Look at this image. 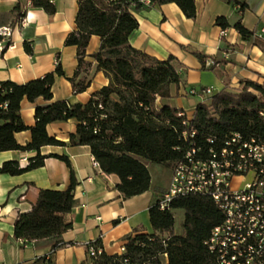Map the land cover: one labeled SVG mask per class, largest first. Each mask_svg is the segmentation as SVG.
I'll return each mask as SVG.
<instances>
[{
  "label": "trees",
  "instance_id": "trees-1",
  "mask_svg": "<svg viewBox=\"0 0 264 264\" xmlns=\"http://www.w3.org/2000/svg\"><path fill=\"white\" fill-rule=\"evenodd\" d=\"M229 1L238 6V14L247 6L246 0ZM30 2L31 6L48 14L55 12L52 0ZM169 2L175 3L187 18L195 17L194 0H150L148 4L139 0H78L76 27L64 40L65 45L76 47L77 59L76 69L67 79L74 93L88 87L87 71L91 62L84 59L85 50L90 36L97 35L100 45L92 58L96 70H101L108 78V84L93 92L85 103L58 100L37 105L34 124L28 127L20 116V102L37 98L50 100L55 75H64L60 64H56L54 71L25 83L0 81V152L35 151L25 167H20L17 161H5L0 165V173L18 175L41 167L46 156L40 153V148L64 144L47 134L46 125L68 118L77 122L68 143L89 146L100 169L118 177L116 189L124 198L148 189L147 163L172 167L182 159L188 148L181 137L185 128L196 129L194 139L203 148L211 145L207 138L214 140L212 146L219 147L232 133L264 142V84L246 80L240 89L224 88L211 94L208 102L196 104L186 124H182L187 117L185 113L178 115L182 109L164 102L170 98V86L180 80L176 58L151 56L132 47L129 37L138 26L140 10ZM12 10L15 18L22 17L19 3ZM215 24L226 28L227 18L218 16ZM232 26L243 38H253L254 33L242 25L240 18ZM253 42L261 46L264 35L253 38ZM24 48L31 53L27 43ZM191 53L205 65V54L195 50ZM157 99L161 100L160 105ZM26 129L30 130V140L20 145L14 134ZM59 158L69 169L68 186L64 190L40 189L31 210L17 215L13 234L24 242L52 239L54 248L60 243L61 234L71 226L63 216L74 206L72 192L77 181L69 159ZM176 209L183 210L182 234H175L173 230ZM148 215L152 232L127 235L125 251L121 254H108L102 249L90 255L87 245L101 247L98 241L90 242L86 245L88 259L81 264H160L159 257L164 254L167 264H217L205 241L211 230L221 223L223 214L211 197L204 194L175 197L163 210L156 199L148 208ZM17 264L54 263L49 255Z\"/></svg>",
  "mask_w": 264,
  "mask_h": 264
},
{
  "label": "crops",
  "instance_id": "crops-1",
  "mask_svg": "<svg viewBox=\"0 0 264 264\" xmlns=\"http://www.w3.org/2000/svg\"><path fill=\"white\" fill-rule=\"evenodd\" d=\"M52 2L55 12L48 14L31 6L30 0H0V26L13 28L8 40L10 46L0 54V81L25 83L54 71L57 63L64 72L63 76L55 75L50 100L37 98L20 102V116L28 127L34 124L37 105L58 100L85 103L93 92L108 84V78L101 70H96L92 58L99 48L100 38L91 35L84 57L91 62L87 71L90 83L84 91L74 93L67 77L73 75L77 66L76 47L65 45L64 40L76 27L78 0ZM16 3L23 13L19 19L12 10ZM246 3L241 14L237 13L238 6L229 0H194V18H187L172 2L155 4L137 13L138 26L129 37L132 47L158 59L172 55L177 60L180 80L170 86V98L165 103L192 117L196 104L208 102L215 92L224 88L240 89L246 80L264 84V44L253 42L264 30V0H246ZM218 16L227 18L226 28L215 24ZM238 18L254 33L253 38L245 39L233 28ZM20 19L25 20L23 26L17 24ZM25 43L31 53L25 50ZM191 50L205 54L212 66H203ZM203 87H209L211 93H201ZM190 88L197 92L188 94ZM156 103L160 105L161 100L157 99ZM76 123V119L68 118L46 125L47 134L64 144L42 146L40 153L46 157L41 167L18 175L0 173V264H17L49 255L54 264H81L88 259L86 245L90 242L98 241L106 253L114 254L127 235L152 232L148 208L165 191L169 180L164 186L154 183L148 170V189L124 198L116 189L118 177L100 169L89 146L68 143ZM14 137L18 144L25 145L30 140V130L16 132ZM34 155L35 151H1L0 165L13 160L25 167ZM59 156L69 159L77 181L72 192L74 206L63 216L71 226L61 234L60 243L54 248L52 239L22 242L13 234L17 215L31 210L40 189L64 190L68 186L69 169ZM168 167L171 175L172 167ZM183 232L182 227L174 233ZM159 261L167 264V256L161 255Z\"/></svg>",
  "mask_w": 264,
  "mask_h": 264
},
{
  "label": "built area",
  "instance_id": "built-area-1",
  "mask_svg": "<svg viewBox=\"0 0 264 264\" xmlns=\"http://www.w3.org/2000/svg\"><path fill=\"white\" fill-rule=\"evenodd\" d=\"M17 24L23 26L25 20L20 19ZM12 30L11 25L0 26V54L10 46ZM261 35L264 30L258 36ZM205 64L210 66L212 62ZM196 92L192 88L187 91ZM201 93L210 94L211 89L203 87ZM188 119L187 116L182 124ZM195 135L193 126L181 131L188 148L171 168L168 186L158 198L159 208H168L175 197L208 195L223 214L221 223L205 241L217 264H264V142L232 133L219 147L212 146L214 140L207 138L211 145L203 148L196 143ZM87 248L90 255L102 251V247L92 244ZM124 251L122 244L117 254Z\"/></svg>",
  "mask_w": 264,
  "mask_h": 264
},
{
  "label": "rangeland",
  "instance_id": "rangeland-1",
  "mask_svg": "<svg viewBox=\"0 0 264 264\" xmlns=\"http://www.w3.org/2000/svg\"><path fill=\"white\" fill-rule=\"evenodd\" d=\"M171 169V168H170ZM148 170L150 171V174L152 175V179L154 183L158 182L161 186H164L167 184L169 180V167L164 166L163 164H156V163H149L148 164ZM174 215V226L173 230L174 232H179L182 229V221H183V210L176 209L173 211Z\"/></svg>",
  "mask_w": 264,
  "mask_h": 264
}]
</instances>
